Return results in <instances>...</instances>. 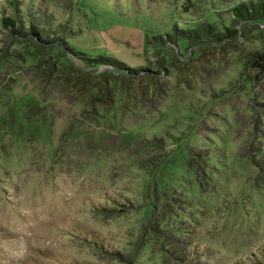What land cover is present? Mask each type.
<instances>
[{
    "label": "rangeland",
    "instance_id": "rangeland-1",
    "mask_svg": "<svg viewBox=\"0 0 264 264\" xmlns=\"http://www.w3.org/2000/svg\"><path fill=\"white\" fill-rule=\"evenodd\" d=\"M191 1L194 12L183 9L185 0H17V11L25 24L41 12L43 32L62 34L77 49L154 68L157 51L145 45V35L190 27L208 14L227 24L228 7L237 0ZM12 12L0 0V14ZM3 36L0 28V264H128L116 253L135 248L131 264H264V111L236 85L239 55L258 47L260 37L245 41L241 35L234 49L209 46L197 58L193 46L168 48L165 57L175 53L181 67L166 71L164 65L160 96L131 109L116 107L115 117L113 109H99L83 120L85 128L108 136L99 153L68 128L81 122V104L70 85L55 80L59 72L45 76L42 58L54 53L24 39L3 48ZM252 89L264 98V83ZM23 100L38 103L35 114L20 117ZM193 111L198 114L189 117ZM185 132L183 147L204 149L205 162L199 158L196 173L172 163L162 171L180 198L167 208L187 215L185 231L177 232L183 247L177 258L152 230L140 236L149 198L136 160L153 150L137 144L160 135L167 150ZM250 143L262 148L257 161L245 153ZM103 204L116 209L104 214Z\"/></svg>",
    "mask_w": 264,
    "mask_h": 264
},
{
    "label": "trees",
    "instance_id": "trees-1",
    "mask_svg": "<svg viewBox=\"0 0 264 264\" xmlns=\"http://www.w3.org/2000/svg\"><path fill=\"white\" fill-rule=\"evenodd\" d=\"M7 2L12 6L13 12L4 15L0 14V28L4 35L3 48L10 41L24 39L31 40L38 48L46 47L52 56V53H54L55 57L51 60L42 58L46 63L44 67L45 76L46 73L56 70L59 72L60 78H55V80L59 82L60 86L63 85V88H67L65 85L68 84L72 92L74 91L73 94L77 96V102L81 104V110L79 111L81 122L77 123V125L70 124L68 128L71 126L69 129L77 135V140L86 141L84 143L91 152L97 151L100 153L101 149L106 146L104 139L108 136L102 130L95 133L91 128L83 126L82 122L86 119L88 113L99 109L104 111L113 109L111 117H115L116 112L114 110L116 107L117 109L121 107L127 110L145 98L160 96L162 94V85L159 75L164 70V65H168L166 71L171 69L177 72L175 69L181 67L175 53L165 57L168 48H172V51H174V45H177L179 51L189 46L195 47L197 53L194 58H197L200 55L199 52L209 46L214 48L218 46L221 49L226 48L228 50L234 49L233 47L239 44L238 37L241 35L245 41L249 38L257 39V37H260L261 41L258 47L247 49L245 52L240 53L241 67L237 72V77L240 79L236 85L240 92L247 93V99L252 106L254 104L258 105L257 111H264V98H257L252 91V85L258 86L264 83V0H237L232 2L228 7L229 18L227 24L217 22L218 15L209 16L208 14L203 19L196 16L193 25L190 27L175 28L173 32L154 34L149 37L145 35V45H149L157 51L154 68L147 66L131 67L111 55L99 51L86 52L77 49L62 34L54 35L43 32L44 28L39 24V21H43L42 18L44 17L40 15L41 12L35 20L28 17L26 19L27 24H25L17 11V0H7ZM213 3L214 0L211 2L212 6H214ZM195 5L197 4L191 0H185L182 3L184 10L191 8L193 11V8L196 9ZM259 31L262 32L260 36ZM3 53L4 50H1L0 56ZM71 55L79 61L80 65L75 66L73 64L70 58ZM186 56H189V52H187ZM44 79L47 83H50V78ZM1 92H4V90L2 89ZM37 105V102L23 100L20 117L27 118L35 114L38 110L36 108ZM193 114L197 115L198 112L195 113L193 111L188 116L190 117ZM9 115H14L11 109L9 110ZM93 124L95 125L94 122ZM109 124L111 127L119 128L115 121ZM252 124L256 125L255 120H253ZM76 126L77 131H74L73 128ZM119 133L123 135L121 138L126 139L122 129L119 130ZM187 135V132L177 135L176 140L170 144L173 147L170 146L167 150L163 145L166 140L164 141V138L160 135L158 137L153 135L150 139H139L140 142L137 144L139 148L142 147L148 151L153 150L146 159L143 156H138L136 160L137 167L145 174L144 190L149 198L148 202L142 206L145 209L142 220L143 229L140 231V236L143 235L145 229L152 230L154 236L160 238L162 244L170 246L168 250L177 258L183 256L181 253L183 247L179 246L177 235L185 231L183 219L187 215L182 211L176 210L178 207L167 208V206L173 204V201H180V198L173 192L176 191L175 189H169V185H167L169 177L162 171L164 169L167 170L168 164L171 163L175 166H185L187 169H191L193 173L198 172V168L201 169L200 159L205 162L204 149L199 148L191 152L186 146L183 147L186 145ZM260 136L263 137V134ZM261 137L256 139L262 140ZM251 138L255 139L253 135L250 137V141ZM123 139L119 140L120 145L123 144ZM250 145L251 143L248 144L247 152L245 153L251 162L257 161L255 159L258 153L262 152V148L256 144ZM124 147H127V145H124ZM249 147H253L254 151H251ZM98 209L103 211L104 214H108L114 211L116 207L103 204ZM120 210L123 209L120 208ZM175 212H179L178 217H176ZM175 244L177 247L174 246ZM135 250L136 248L134 252L132 251L126 255L119 254L117 251L116 256L131 264L136 256ZM185 254H187L186 248Z\"/></svg>",
    "mask_w": 264,
    "mask_h": 264
},
{
    "label": "water",
    "instance_id": "water-1",
    "mask_svg": "<svg viewBox=\"0 0 264 264\" xmlns=\"http://www.w3.org/2000/svg\"><path fill=\"white\" fill-rule=\"evenodd\" d=\"M104 67H107V66H104Z\"/></svg>",
    "mask_w": 264,
    "mask_h": 264
}]
</instances>
